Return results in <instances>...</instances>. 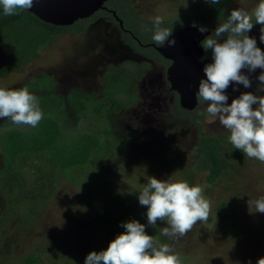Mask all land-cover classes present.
Listing matches in <instances>:
<instances>
[{"label": "rangeland", "instance_id": "rangeland-1", "mask_svg": "<svg viewBox=\"0 0 264 264\" xmlns=\"http://www.w3.org/2000/svg\"><path fill=\"white\" fill-rule=\"evenodd\" d=\"M204 2L202 0L203 5ZM255 3L256 0H230L229 8L244 7L251 15ZM173 5L180 6L179 3ZM166 6L172 5L166 3ZM224 10L228 13V9ZM170 13H174L173 9ZM207 16L199 13L194 20L215 27L220 22L216 18L206 19ZM162 18L164 25H168L170 21ZM73 38V34H66L57 42L46 45V59L38 62V58H29L26 66L19 68L17 73L20 75L0 74V84L13 88L28 87L37 96L44 113V119L34 129L13 125L9 119L0 118V191L5 197L4 203L0 197V264H84V257L89 251L106 248L108 242L123 231L121 222L133 218L145 223L146 232L155 239L169 243L177 253L182 252L179 245H188V235L194 225L183 235L184 243L182 236H162L160 229L166 226L164 222L157 220L155 227L147 225L146 206L138 203L137 193L147 182L151 165L155 163L152 156L144 160L138 155H131L128 159L127 155L123 157L118 153L112 169L109 165L103 167L99 152L89 151L93 160L91 166H84L86 160L79 159V155H85L84 146L88 147V139L83 133L90 134L94 129L102 130L104 127L107 129L106 120L112 114L104 111L99 115L93 110L101 104L94 92L81 101V107L87 104L83 109L89 113L87 117L83 110L80 115L79 110L74 113L69 107L78 98L74 95L76 93L61 90L65 86L63 75L70 77L69 71L55 74L54 71L40 69L42 63H53L54 59L61 57L56 53L61 55V46L67 45ZM92 144L89 143L90 146ZM36 149L41 151L36 152ZM132 160L139 162L134 164ZM21 162L25 163L20 165ZM253 163L245 165L251 176L247 181L243 175L236 174L245 172L244 169L236 171L233 185L219 186L210 194L211 198L229 202L236 209V225L230 224L234 225L231 229L235 236L230 235L229 238L226 229L219 232L216 226L209 227L211 224H207L202 233L191 232L194 239L189 247L194 249L195 264H248L249 261L255 264L258 257L264 256V213H249L247 208L248 198L264 195V163ZM23 165L26 171H21ZM157 169L162 170L161 165ZM89 172L101 175L100 181L93 182L98 177L92 176L91 184ZM170 172L163 170L153 176L167 178ZM195 172L196 168L179 165L176 177H171L181 179ZM76 175L78 177L72 179ZM3 178H10L14 185L6 189L7 184H2ZM102 216L116 218L117 221L102 226ZM106 234L108 236L99 242L98 237Z\"/></svg>", "mask_w": 264, "mask_h": 264}, {"label": "flooded vegetation", "instance_id": "flooded-vegetation-1", "mask_svg": "<svg viewBox=\"0 0 264 264\" xmlns=\"http://www.w3.org/2000/svg\"><path fill=\"white\" fill-rule=\"evenodd\" d=\"M225 2L219 0L216 5L220 6ZM166 3L172 6L168 7ZM174 3H179L180 6H174ZM204 3L211 5L206 0ZM229 4L230 1L224 5L228 13L232 9ZM202 5V0H106L98 10L76 20L64 33H71L74 38L67 45L61 46V55L56 53L61 57L54 59L53 63L40 65V69L54 71L55 74L68 70L70 77L63 75L65 86L61 90L76 93L74 95L78 98L74 102L86 100L94 92L101 104L93 110L99 115L104 111L112 114L106 120L107 129H94L90 133L97 139L103 167L109 165V169H112L116 154L119 153L123 157L127 155L128 159L131 155H138L144 160L152 156V162L155 163L151 165L150 175L167 170L171 171V176L176 177L179 165L196 168L191 177L188 174L177 180H186L189 184L198 183L203 190L202 195L209 202V212L206 220H198L194 224L187 243L194 239L191 232L202 233L210 220L212 224L209 227L214 228L213 221L233 210L229 202L211 198L213 190L219 186L233 185L235 172L243 169L245 172L236 174L243 175L247 181L251 176L245 165L260 162L232 147L227 139L228 131L218 121L206 118L207 113L201 111L197 96L192 98L189 94L186 97L184 85H190L186 75V72L189 73L188 69L172 71L175 60L161 49L167 42L159 46L151 40V18L157 15L170 21L165 26L173 28L172 34L185 27H194L195 22L197 25H205L208 31L206 36L210 35L215 28L210 23L196 21L195 17L183 19L186 11L191 10L194 16L203 14L200 9ZM170 8L175 15L170 13ZM226 17L227 15H220L217 20L222 22ZM259 28V25H253L249 32L257 37L258 44V37L261 35ZM187 36L194 47L200 46L199 42L203 38L199 32L189 30ZM260 46L264 49V45ZM165 50H169L170 55L176 53L182 56L181 59L184 57L178 49L173 51L171 47H166ZM202 52L204 55L203 49ZM192 54L198 55L193 58L195 61H200L201 54L197 51ZM206 59L210 60V55ZM260 71L257 68L249 73L251 87L237 85L236 90H232V95L228 96V102L241 92L251 91L255 94L258 83L256 76ZM58 87L59 85L55 89ZM82 108L86 106L83 104ZM78 110L80 111L79 107L76 111ZM86 114L85 112V117ZM118 149L119 152H116ZM132 161L134 164L139 162ZM160 165L162 170L157 169ZM175 245L173 242V246Z\"/></svg>", "mask_w": 264, "mask_h": 264}, {"label": "clouds", "instance_id": "clouds-1", "mask_svg": "<svg viewBox=\"0 0 264 264\" xmlns=\"http://www.w3.org/2000/svg\"><path fill=\"white\" fill-rule=\"evenodd\" d=\"M34 2L0 0V12L5 16L15 15L31 9ZM206 2L215 5L219 0ZM151 20V40L159 46L165 42L170 46L175 44L173 28L165 26L159 15ZM254 24L260 26L259 44L257 37L249 35ZM193 26L201 33L207 30L205 25L195 22ZM199 43L204 51L200 60L210 55V60L203 63V76L195 93L201 111L207 113V119L218 121L228 131L227 139L233 148L264 163V94H261L264 93V49L260 46L264 45V0H256L251 15L244 7L232 8L226 19L218 22L211 34ZM257 68L261 71L256 76V93L241 92L229 103L226 92L229 85L233 91L237 85L251 87L248 74ZM43 115L37 96L28 87L0 84V118L9 119L13 125L35 128ZM202 192L198 183L189 184L171 175L167 178L148 175L137 199L140 205L146 206L147 225L155 227L157 220L163 221L166 226L160 229V234L176 238L183 236L198 220L208 218L209 202ZM247 208L249 213H264V195L248 198ZM120 226L123 231L106 248L89 251L84 264H181L179 254L169 243L160 242L146 232L145 223L133 218L122 221ZM255 264H264V256L258 257Z\"/></svg>", "mask_w": 264, "mask_h": 264}, {"label": "trees", "instance_id": "trees-1", "mask_svg": "<svg viewBox=\"0 0 264 264\" xmlns=\"http://www.w3.org/2000/svg\"><path fill=\"white\" fill-rule=\"evenodd\" d=\"M225 1L226 2L220 6H217L216 4L215 5L211 4L209 6L202 5L200 6V9H202L203 14L208 15L206 19L216 18L215 20H217L220 17V15L225 16L228 14L227 11H224V8H225L224 5L227 2L229 3L230 0H225ZM186 12L187 13H185V15L183 16V19L186 17H188L189 19L194 17L193 15L194 13L191 10L186 11ZM73 24L74 22L69 25H55L45 20H42L41 18H39L37 15H35L33 12L29 10L20 11L15 15H8V16H5L2 14V12H0V74L6 73V75L7 74L20 75L19 73H17L19 71V68L22 69L23 66H26V62L29 58H34V59L38 58L39 61L38 60H35V61L41 62V60L48 55V54H45L44 52L45 46L50 45L53 42H57L58 40H60L63 37L64 33L67 32L68 28H70V26ZM45 59L46 58H44L43 61ZM24 75L25 74H23V78H24ZM81 104L82 103L80 101L71 102V106L69 107V109L72 110L74 113H76L77 112L76 110L79 107L80 108L79 115H80L83 110V108L81 107ZM84 105L87 106L86 103ZM84 114H85V111H84ZM43 119L44 118H42L41 121ZM14 128H18V127H14ZM31 129H34V128H31ZM83 135L85 138L88 139V147L86 148V146H84L83 150L85 151L84 153L85 155L84 156L79 155L78 157L79 159L83 158L84 160H86V163L84 164V166H88V164H90L91 166V162L93 160L91 159L89 155L90 154L89 151L92 150L95 153L99 152V149L97 146V139L95 135L93 136L85 132L83 133ZM90 142H93L91 146L89 145ZM40 151L41 150L36 149V152H40ZM48 158L51 159L50 157ZM24 163L25 162H21L19 164L21 165ZM24 167L25 165L22 166V168ZM5 170L8 171L7 169ZM21 171H26V169L24 168ZM8 173L9 171L6 174ZM74 174H76L75 171H74ZM89 174L91 176L90 183H91L92 176L98 177V178H95V180L93 181L95 183L100 179L99 177L101 176L97 173H92V172H89ZM16 175H18V171H16ZM105 175L104 176L102 175V176L105 177ZM76 177L78 176L76 175L75 178H72V179H76ZM9 179L10 178L8 179L3 178V181H2V184L4 182L5 184H7L5 185L6 189L9 188V186L14 185L12 184L11 179L10 180ZM12 181H15V180H12ZM87 191L89 192V189ZM0 197H2L3 203H4L5 197L2 196L1 191H0ZM236 215H237L236 209L233 208L230 214L222 215L221 219H216L215 221H213V224L214 226L217 227L219 232L222 229H226V232H228L229 238H230V235L233 237L235 236V232L231 228L232 226L236 225L234 224ZM107 220H111V221H107ZM101 221H103L101 225H104V224L110 225L116 222L117 219L116 218L115 219L105 218L102 216ZM207 224H212L211 220L209 223L207 222ZM230 224H234V225L231 226ZM90 230L91 229H88L89 232H91ZM91 234L93 235L94 231H92ZM107 236L108 235L106 234V235L100 236V238L98 237V241L100 242L101 239ZM184 242H185L184 237H182V243ZM187 244L188 245L186 244L179 245L182 247V252L179 251L180 254L178 253L181 264H195L194 261L196 260L194 258V252H193L194 249H190V247H188L190 246L189 243Z\"/></svg>", "mask_w": 264, "mask_h": 264}, {"label": "water", "instance_id": "water-1", "mask_svg": "<svg viewBox=\"0 0 264 264\" xmlns=\"http://www.w3.org/2000/svg\"><path fill=\"white\" fill-rule=\"evenodd\" d=\"M104 1L106 0H36L29 11L33 12L35 15L45 21L57 25H65L89 16L95 10L99 9ZM189 30H195L199 32L202 38H204L208 32L205 31L204 33H201L196 27H185L177 33L172 34V36L175 38V44L170 46L166 43L161 49L165 51L168 56H171L175 60L172 66V71H175L176 69L186 71L188 69L189 73L186 72V75L187 80H190V82L188 81L190 85H184V87H186V97L191 94L192 98H196L195 93L197 90L198 81L199 78L203 76V63L208 62V59H205L204 61H195V59H193L198 57V55L196 56L192 53H196L197 51L198 54L202 55L203 52L200 46L197 45L196 48L192 45V40L189 36H187V32ZM196 42L197 41H194V43ZM166 47H171V50L173 51L178 49L181 53H183L184 57L181 59L182 56L176 53H172V55H170L169 50H165ZM175 74L178 75V73ZM229 88L231 89L228 90ZM232 90L233 87L230 84L226 89L228 96L230 94L232 95Z\"/></svg>", "mask_w": 264, "mask_h": 264}, {"label": "bare ground", "instance_id": "bare-ground-1", "mask_svg": "<svg viewBox=\"0 0 264 264\" xmlns=\"http://www.w3.org/2000/svg\"><path fill=\"white\" fill-rule=\"evenodd\" d=\"M43 20V19H42ZM48 22V21H47ZM49 23H51V22H49ZM73 23V22H72ZM72 23H70V24H72ZM52 24H54V23H52ZM55 25H57V24H55ZM65 25H69V24H65Z\"/></svg>", "mask_w": 264, "mask_h": 264}]
</instances>
